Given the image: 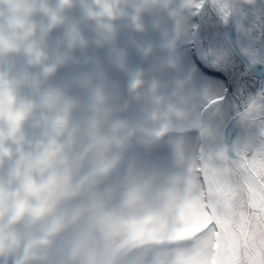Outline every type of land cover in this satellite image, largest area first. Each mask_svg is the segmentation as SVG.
<instances>
[{
    "label": "clouds",
    "instance_id": "9594fccd",
    "mask_svg": "<svg viewBox=\"0 0 264 264\" xmlns=\"http://www.w3.org/2000/svg\"><path fill=\"white\" fill-rule=\"evenodd\" d=\"M258 6L0 0V264H264V93L229 147L182 57L194 15Z\"/></svg>",
    "mask_w": 264,
    "mask_h": 264
},
{
    "label": "rangeland",
    "instance_id": "374dc122",
    "mask_svg": "<svg viewBox=\"0 0 264 264\" xmlns=\"http://www.w3.org/2000/svg\"><path fill=\"white\" fill-rule=\"evenodd\" d=\"M245 23L240 30L247 37L243 42V50L255 53L264 62V0H259L256 8H245L242 16ZM149 21L148 17H145ZM193 32L182 47V57L187 69L195 75L200 85L206 88L216 99L217 112L210 115L220 130L225 144L230 140L231 146L243 135L242 125L232 132L231 137L226 136L227 127L231 119L240 115L249 102L261 95V81L247 74L245 69L232 57L229 45L226 41L224 28L225 23L213 12L192 17ZM137 39L141 37L135 34ZM209 48L226 49L230 56L224 63L214 65L205 58V50ZM132 64L147 67L134 49H129ZM61 75H64L63 70ZM109 75L121 82L124 78L114 70ZM156 155L160 158L168 156L167 148H161Z\"/></svg>",
    "mask_w": 264,
    "mask_h": 264
},
{
    "label": "bare ground",
    "instance_id": "6f19581e",
    "mask_svg": "<svg viewBox=\"0 0 264 264\" xmlns=\"http://www.w3.org/2000/svg\"><path fill=\"white\" fill-rule=\"evenodd\" d=\"M231 19H235V25L232 27V29L230 31L226 32L228 40L232 44H236L239 47V49L241 50V52L245 56V58H247L250 61V63L253 65V67L259 69V71L261 72V75H263V77H264V62L260 61V60L252 59L251 55L246 53L243 50L242 44L247 39V37L240 30V27L245 23V20L243 19L242 16H237V17H234V18H231ZM261 87H262L261 88V94H262V93H264V85H263L262 82H261ZM239 125H241L240 115L235 117L230 122V125L227 127L226 136L227 137H231L232 136V132Z\"/></svg>",
    "mask_w": 264,
    "mask_h": 264
},
{
    "label": "water",
    "instance_id": "95a60500",
    "mask_svg": "<svg viewBox=\"0 0 264 264\" xmlns=\"http://www.w3.org/2000/svg\"><path fill=\"white\" fill-rule=\"evenodd\" d=\"M235 25V19H229L227 23H225V28H224V34H225V38L226 41L229 45V49L232 53V55L237 59V61L242 65V67L251 75H253L254 77H256L257 79H259V81H261L264 85V77L263 75H261V72L259 71V69L253 67V65L250 63V61L245 58V56L242 54L241 50L239 49V47L236 44H232L226 35L227 31H230L232 29V27ZM235 118V117H234ZM233 118V119H234ZM231 119L230 122L233 120ZM228 122V124L230 123ZM227 146L231 147V143L230 140L226 143Z\"/></svg>",
    "mask_w": 264,
    "mask_h": 264
},
{
    "label": "trees",
    "instance_id": "16d2710c",
    "mask_svg": "<svg viewBox=\"0 0 264 264\" xmlns=\"http://www.w3.org/2000/svg\"><path fill=\"white\" fill-rule=\"evenodd\" d=\"M257 80V79H256Z\"/></svg>",
    "mask_w": 264,
    "mask_h": 264
}]
</instances>
